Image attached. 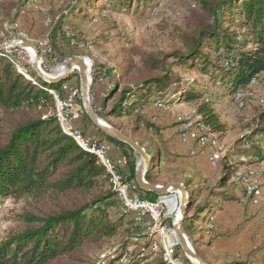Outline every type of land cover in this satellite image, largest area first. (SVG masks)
<instances>
[{
	"label": "rangeland",
	"instance_id": "1",
	"mask_svg": "<svg viewBox=\"0 0 264 264\" xmlns=\"http://www.w3.org/2000/svg\"><path fill=\"white\" fill-rule=\"evenodd\" d=\"M121 2L120 0H0V44L12 40L32 43L40 57L41 69L50 76H56L66 70V64L74 57L89 59L88 96L94 112L108 125L112 127L122 125L125 134L132 138L137 137L134 138L135 140L143 141L142 146L151 156L150 171L156 173L155 184L182 183L192 196H195L193 191L197 189L199 183L201 184L202 190L200 195H197L198 200H195L189 215L195 213L203 203L209 204L211 200L220 199V192L225 196H232L233 200L250 201L251 206L259 211V207L264 206V134L246 139L242 144L237 145L236 141L249 133L247 125L257 110L264 105V72L252 77L253 83L250 81L247 87L241 90L245 95L243 106L238 108L229 90L227 78L220 77L223 73L217 68L201 73L196 68L174 63L169 57L166 66L180 76L179 83H173L162 93L156 94L154 91L146 98L141 96L147 104L143 110L139 109L140 112H133L124 117L105 118L99 114L102 112L105 98V95L101 94L104 92L98 91L99 88L109 87L116 82L119 88L131 87L135 81L142 78L144 60L161 59L175 49L183 50L180 34L193 29L200 21L210 23L212 20L204 0H134L128 7L123 6ZM230 16L228 12L225 14V17ZM46 20L49 21L45 22ZM232 24H234L232 32H241L239 23ZM21 32L24 33L23 36L20 35ZM3 53L16 63L17 69L23 71L27 78L34 79L29 72L31 68L36 72L34 53L32 54L24 46L8 47ZM214 55V50H211V57ZM213 70L214 74H212ZM63 80L65 83L60 92L62 102H66L64 111L72 117L71 122L74 126L90 134L97 125L84 107L78 70L74 69ZM77 88V95L70 98L72 91ZM191 89L202 92L203 96L212 99L215 110L228 128L222 137L208 129L207 134L210 140H215V145L211 142L200 145L194 140L182 141L178 136V124L183 121H190L192 128L199 127L196 101L181 99L182 93ZM96 93L101 94L100 101ZM136 94L143 93L137 91ZM156 99L160 100L161 106L157 105ZM110 103L111 101L108 106ZM160 113L162 116L167 114L170 117L168 121L165 120L166 123H155L154 117H160ZM137 114L142 116L139 122L140 130L132 136ZM199 132L203 133V130ZM98 133L100 134L99 131ZM99 137L101 138V134ZM251 148H254L259 155H252ZM234 149L240 152L239 155L231 156L235 153ZM246 149L251 156L246 155ZM215 152H220L218 159L213 158ZM135 154L140 163V155L136 152ZM228 157L231 158L228 164L235 160L239 163L235 167V172L225 180V185L219 188L217 182L222 175L224 158ZM239 157L245 159L239 161L237 159ZM189 178L193 180V186L187 185L186 180ZM107 186L111 188L110 183H107ZM250 186H255L261 192L257 202H254L252 195L248 193ZM137 192L140 194L138 189ZM158 196L160 194L156 199ZM162 199H165L171 208H175L173 194ZM114 200L116 206L110 207L108 213L113 219H119L121 218L120 202L116 195ZM32 206L30 200L15 201L11 197L2 198L0 236L20 227L16 221L17 214L32 209ZM176 212L170 214L163 222L166 228L170 229L171 234L169 233L168 236L172 238L177 237L173 227L179 218L178 211ZM201 215L203 217L204 214ZM123 219L125 223L129 222L126 226L130 228L137 225L132 214L128 213ZM191 219H183L181 229L197 253L208 244L212 245L208 233L213 228L214 217L210 219V224L205 219L203 221ZM246 221L245 217L236 219L235 222L233 220L230 228L243 229L246 227L244 224ZM191 224L197 225L192 228ZM138 228H140L138 235L133 234L130 238L129 236L125 238L119 234L102 248L86 247L76 255L75 259L63 258L54 264H155L161 260L162 253L160 255L148 253L150 236L145 229ZM152 237L158 238L154 234ZM262 246H264V232L255 239L251 250L248 248L243 254L242 248L236 249L240 253V257L237 258H243L241 261L243 264H263L261 260H264V254L258 260L250 257L253 253L257 254L256 251ZM122 253H126V256L123 261L118 262V256ZM175 255L182 264H197L185 253L179 241L175 246ZM113 257L115 258L112 263H109ZM103 260L107 262L103 263Z\"/></svg>",
	"mask_w": 264,
	"mask_h": 264
},
{
	"label": "trees",
	"instance_id": "2",
	"mask_svg": "<svg viewBox=\"0 0 264 264\" xmlns=\"http://www.w3.org/2000/svg\"><path fill=\"white\" fill-rule=\"evenodd\" d=\"M120 1L128 7L134 0ZM204 1L212 17L211 22L200 21L193 29L182 32L183 50L175 49L161 59L144 60L142 78L131 87L119 88L117 82L108 85L100 115L118 118L140 112L139 109L143 110L147 104L141 96L146 98L154 91L162 93L173 83H179L180 76L166 66L169 57L174 63L196 68L201 73L217 68L223 73L220 77L227 78L232 94L244 90L252 77L264 72V0ZM227 12L230 17H225ZM232 23H239L241 32H232ZM211 50L215 52L214 58ZM3 51L5 49H0V200L6 197L15 201L30 200L33 208L17 214L16 221L20 227L0 236V264H54L63 258L75 259L86 247L102 248L119 234L125 238L138 235V225L134 228L126 226L129 222L125 223L123 218L128 213L121 207L119 219H113L108 213L110 207L116 206V193L107 186L110 175L106 168L94 153L81 148L61 129L57 102L48 89H54L62 100L60 90L65 80L49 83L32 68L29 72L35 81L29 79ZM137 91L143 94L137 95ZM77 93L78 88L74 96ZM203 95L191 89L182 93L181 99L196 101L198 121L222 137L228 128L215 110L212 99ZM141 120V114H137L132 136L140 130ZM114 126L124 130L122 125ZM94 129L91 133L99 131L101 139L120 148L127 162L119 171L125 180L135 182V151L97 126ZM247 129L249 133L240 137L237 145L264 134V105L257 110ZM136 140L143 144L141 139ZM251 149L252 155H259L254 148ZM239 153L235 151L231 156ZM245 153L251 156L248 149ZM224 159L225 168L223 166L217 182L219 188L225 185V180L235 172L239 163L235 160L228 164L231 158ZM150 169L145 178L157 183L156 173ZM186 182L190 186L193 180L189 178ZM200 185L193 191L195 196L187 190L189 202L184 220L208 221L212 216L207 213L211 201L203 203L189 215L202 190ZM137 189L147 199L155 200L158 195L142 191L138 186ZM219 195L222 199H233L222 192ZM191 225L195 228L197 224ZM197 253L206 261L202 251ZM155 264L168 263L161 257Z\"/></svg>",
	"mask_w": 264,
	"mask_h": 264
},
{
	"label": "built area",
	"instance_id": "3",
	"mask_svg": "<svg viewBox=\"0 0 264 264\" xmlns=\"http://www.w3.org/2000/svg\"><path fill=\"white\" fill-rule=\"evenodd\" d=\"M49 20H46L47 22ZM22 33V34H21ZM20 35L23 36L24 33L21 32ZM251 81V80H250ZM252 82V81H251ZM253 83V82H252ZM50 93L56 99L57 102V117L59 119V123L62 131L74 139V141L84 150L94 153L100 163L106 168L107 172L110 175L109 183L111 190L116 193L118 196L121 210L125 213H129L133 215V219L136 224L145 229L147 235L150 236V241L148 245V253L150 255H157L159 252L162 253L163 259L168 264H182L179 258L175 255V246L178 244V239L169 237V233L171 234L170 229L166 228L164 225L165 219H167L170 214L180 211V196L179 192L170 191L167 194H163L158 196L156 200H151L142 197L137 192V184L133 180H125L122 173L119 171L121 166H125L127 159L125 156L121 157L117 162H114L109 155L111 144L107 141L101 139L97 134L84 133L83 129L80 127H76L72 124V117L69 116L64 111V107L66 106V102H62L60 100L59 95L54 89H48ZM77 89L72 91V98ZM245 92L244 91H236L233 96L237 102V107L241 108L243 106V98ZM157 105L161 106V102L157 101ZM198 128H192L190 121H183L178 124V136L182 141L186 140H194L200 145L207 144L211 142V144L215 145V140H210L208 133V128H206L202 123L198 122ZM199 130H203V133H200ZM205 130V131H204ZM220 157V152H215L213 154L214 159H218ZM239 161H243L245 158L239 157L237 158ZM230 161V160H229ZM248 193L252 195L253 201L257 202L261 197V192L255 186H250L248 188ZM171 194L175 197V209H170V206L167 204L165 199H162L164 196H170ZM188 202H189V193ZM186 206L188 203L185 204ZM187 208V207H186ZM177 213V212H176ZM209 217L207 221L210 224ZM209 226V225H208ZM158 236V238H153L152 235ZM126 256V253H122V255L118 256V262L123 261ZM105 263V261L103 262Z\"/></svg>",
	"mask_w": 264,
	"mask_h": 264
},
{
	"label": "crops",
	"instance_id": "4",
	"mask_svg": "<svg viewBox=\"0 0 264 264\" xmlns=\"http://www.w3.org/2000/svg\"><path fill=\"white\" fill-rule=\"evenodd\" d=\"M105 90V88H99L98 91L104 92ZM101 94L99 93V95ZM99 95L96 93V97H99L100 101ZM159 116L154 117V121L157 124L160 122L166 123L165 120L168 121V118H170L167 114L162 116L160 113ZM111 146L109 152L110 158L114 162H117L124 155L119 147L113 144ZM138 163L139 159H137ZM120 169H124V167L121 166ZM251 205L250 201H245V199L237 201L233 199H222L220 196V199L211 200L207 213L214 217L212 223L213 228L208 233L212 245L208 244L202 250L207 257L206 262L208 264H243L241 263L243 258H237L240 257V253L236 249L242 248L243 254L246 249L250 248L251 250V247L255 244V239L261 232H264V206H260L259 211H256ZM242 217L247 218V221L244 222L246 227L237 230H235V227L230 228L233 220L235 222L236 219H242ZM256 252L257 254L253 253L250 255L251 259H260V256L264 254V246ZM261 263L264 264V260H261Z\"/></svg>",
	"mask_w": 264,
	"mask_h": 264
},
{
	"label": "water",
	"instance_id": "5",
	"mask_svg": "<svg viewBox=\"0 0 264 264\" xmlns=\"http://www.w3.org/2000/svg\"><path fill=\"white\" fill-rule=\"evenodd\" d=\"M12 46H24L26 48H31L33 53L35 54L34 59V68L39 76H41L44 80L49 83L59 82L63 79H66L68 75L74 70L77 69L80 75L81 80V91L84 101V107L86 109L87 114L93 120V122L106 134L115 137L116 139L128 144L136 153H138L141 157V162L137 164L136 173H135V182L138 185L139 189L142 191H150L155 192L160 195L167 194L170 191H180V206H179V218L173 225L174 230L177 235L178 241L182 244L185 253L191 256L197 264H208L202 257H200L190 245L186 234L181 229L182 220L186 214V203H188V195L187 189L182 183L170 182L167 184H155L149 182L145 179V174L147 173L150 165H151V156L147 153L144 146H142L139 142H137L131 136L125 134L122 130L112 127L102 121L97 114L94 112L91 103L89 101L88 90H89V82L90 77L89 71L86 73V65L84 59L82 57H74L68 63V70L62 72L56 76H50L43 72L40 67V57L36 52V49L32 43H27L23 41L12 40L9 42L1 43L0 49H5ZM143 163V166L141 164Z\"/></svg>",
	"mask_w": 264,
	"mask_h": 264
},
{
	"label": "bare ground",
	"instance_id": "6",
	"mask_svg": "<svg viewBox=\"0 0 264 264\" xmlns=\"http://www.w3.org/2000/svg\"><path fill=\"white\" fill-rule=\"evenodd\" d=\"M27 50H29L32 54H33V50L31 49V48H27ZM84 59V62H85V65H86V73H88V71L90 70L89 69V67H90V64H89V59L87 60V59H85V58H83ZM69 63V62H68ZM66 66H67V69L66 70H64L63 72H65V71H67L68 70V64H66ZM141 166H143V163L141 164ZM173 192H180V191H173ZM172 195V194H171ZM170 195V196H171ZM165 197V196H164ZM170 209H175V208H170ZM178 211V214H179V210H177ZM180 215V214H179ZM177 236V235H176ZM189 257L192 259V260H194L190 255H189ZM196 262V261H195Z\"/></svg>",
	"mask_w": 264,
	"mask_h": 264
}]
</instances>
